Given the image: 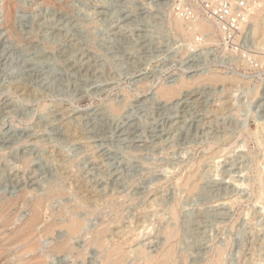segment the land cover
Wrapping results in <instances>:
<instances>
[{
    "label": "rangeland",
    "instance_id": "obj_1",
    "mask_svg": "<svg viewBox=\"0 0 264 264\" xmlns=\"http://www.w3.org/2000/svg\"><path fill=\"white\" fill-rule=\"evenodd\" d=\"M2 1L0 205L23 193L30 203L48 197L47 222L83 223L78 236L59 227L41 239L46 264H103L92 239L101 230L108 251L128 252L121 264L167 248L171 264H264L257 22L230 49L221 37L192 42L174 31L173 14L157 6L166 0H16L11 33ZM212 73L241 80L201 81L159 99L162 85ZM22 207L9 209L8 233L32 215ZM64 240L71 251L50 252ZM24 244L0 247V264H16Z\"/></svg>",
    "mask_w": 264,
    "mask_h": 264
},
{
    "label": "bare ground",
    "instance_id": "obj_2",
    "mask_svg": "<svg viewBox=\"0 0 264 264\" xmlns=\"http://www.w3.org/2000/svg\"><path fill=\"white\" fill-rule=\"evenodd\" d=\"M119 1H121V0H114L113 2L119 3ZM157 1L159 2V1H164V0H157ZM16 3H17L16 0H3L2 6H1L2 11H3V16H4L3 17L4 18V22H3L4 26L3 27L8 29L9 32H11V33L14 31V28H15ZM157 6H159L160 8H165L166 4H165V2H162V3L159 2V4ZM122 13L120 15H122V17H123ZM253 19H254V22H257L256 26H257L258 34H261V33L263 34V32H264V9L257 10L255 12V17ZM166 23L170 27L172 26V29H174V31L185 36V38H187L189 41H192V42H195V40H196L195 38L197 37V35L198 36L199 35H205V34L211 35V37H209V39L205 40L206 43L218 42V38L221 37L220 33L218 32L214 23H212L211 21H209L205 18H199L196 22H194L192 24L186 23L187 24L186 25L184 23V21H182L180 18L176 17L175 15L171 16V14L168 13ZM263 36H264V34H263ZM260 38L261 37L259 36L258 39H260ZM263 38H261V40ZM259 42H260V40H259ZM240 80L241 79H239L235 76H225L224 77V76H221L220 74H216V73L213 74L212 73V75H209V76L206 75V77L202 76L201 78L197 79L196 81H194L192 83H191V81L186 82L185 80H182L179 84L172 86V87H169V86L164 87L162 85V87L160 88V90L158 92V95L160 97L159 99L168 100V103H169V100L180 97V95L183 93V90H185L187 88H191L190 86L193 83L195 84L198 82L201 83V81L202 82L203 81H208V82L210 81V82H213L214 84L218 83V82H224V83H229V84L230 83L235 84L237 86V84L240 83ZM164 100H163V102H164ZM258 141H259V139H258ZM261 171H262V169H261ZM261 171H260V173H258L260 175V181H259L261 183L260 186L264 185V175L261 174V173H263ZM186 182H187V185L189 183L190 188L195 187L194 186L195 184L193 185L192 182H190V179H188ZM262 188L264 190V186ZM260 191H261V189H260ZM46 199L45 198H36L32 203H30L28 198H27V194L23 193L20 197L15 198L13 201H8V202H5L2 205H0V228L3 229L0 232V247H3V245L11 246L12 244H14L15 242L17 243V241L21 240V239L25 242V244L23 245L25 247L24 250L21 251V254L16 255L14 258L17 262L16 264H46L45 256L47 254L41 252V250H40L41 249V239H43L47 236H53L56 232V229L59 227L66 229L70 236H75V235L78 236V234L81 232V230L83 228V226H82L83 223L81 224L79 222V220L76 221L75 219H71V220L69 219L68 221L66 220L67 222L62 223L61 226L56 224V223H53V222H47L46 221V210H48V209H46V208H48V207H47V203H46L47 200ZM20 204L24 208L30 207V209L32 211V215L21 226L16 227V229L14 231H12L11 233H8V228L13 224L14 219H15V216L9 212V209L13 208V206H18ZM43 224H44V227L38 233V227L40 225H43ZM104 229H107V228H104ZM173 230H174V228H173ZM173 230L168 229V231L165 233V234H167L165 236L168 237L167 238L168 241L170 239H173V236L175 233V231H173ZM107 231L108 230H106V232ZM104 234H105V230H101L99 233L95 234L96 235L95 239L92 238L94 240L95 245L98 246L97 247L98 251L100 249V252L102 253L103 264H117L118 262L121 264L120 261L123 258H125L126 254L128 252H125L123 250V248H122L123 245H121V244H120V246L115 245L117 247H113L114 248L113 250H111L112 249L111 248L110 249L111 251H108V249L105 247V241H107V239L105 240ZM3 243H5V244H3ZM94 243H93V245H94ZM70 244L71 243H69L68 240L57 242L52 247L50 252L60 254L63 252L71 251L72 246ZM173 253H172L171 248H167L162 253H158L155 255H150V254L146 255V251L144 249L143 250L140 249L138 251V256H141L144 259V262L142 264H171V262L173 260V255H174ZM219 262L220 261H218V259H217L216 261H214L213 264H220ZM137 264H140V263L138 262Z\"/></svg>",
    "mask_w": 264,
    "mask_h": 264
},
{
    "label": "built area",
    "instance_id": "obj_3",
    "mask_svg": "<svg viewBox=\"0 0 264 264\" xmlns=\"http://www.w3.org/2000/svg\"><path fill=\"white\" fill-rule=\"evenodd\" d=\"M166 7L187 24L199 18L211 21L221 35L220 46L233 49L245 45L242 39L252 27L255 12L264 9V0H166Z\"/></svg>",
    "mask_w": 264,
    "mask_h": 264
}]
</instances>
